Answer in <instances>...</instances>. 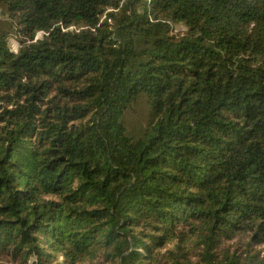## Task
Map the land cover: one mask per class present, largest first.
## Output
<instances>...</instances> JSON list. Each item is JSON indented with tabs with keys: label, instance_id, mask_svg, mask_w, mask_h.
<instances>
[{
	"label": "trees",
	"instance_id": "16d2710c",
	"mask_svg": "<svg viewBox=\"0 0 264 264\" xmlns=\"http://www.w3.org/2000/svg\"><path fill=\"white\" fill-rule=\"evenodd\" d=\"M0 8V264H264V0Z\"/></svg>",
	"mask_w": 264,
	"mask_h": 264
},
{
	"label": "rangeland",
	"instance_id": "374dc122",
	"mask_svg": "<svg viewBox=\"0 0 264 264\" xmlns=\"http://www.w3.org/2000/svg\"><path fill=\"white\" fill-rule=\"evenodd\" d=\"M4 15L2 14V8H0V18H4L3 17ZM186 27L185 25L183 24H179L176 26V31L180 32V31H183L185 30ZM43 33H39L38 34V37H42ZM10 46L13 50L17 51L19 49V42L17 41V39L15 37H11L10 38ZM137 110L136 112L132 113L129 117L132 120L134 121H139L140 120V117H141V113L139 112V106H137Z\"/></svg>",
	"mask_w": 264,
	"mask_h": 264
}]
</instances>
